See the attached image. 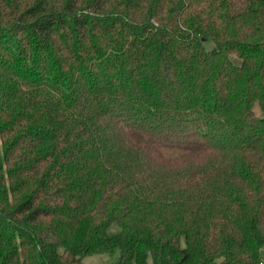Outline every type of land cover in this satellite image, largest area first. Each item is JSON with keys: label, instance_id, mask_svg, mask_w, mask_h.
<instances>
[{"label": "trees", "instance_id": "trees-1", "mask_svg": "<svg viewBox=\"0 0 264 264\" xmlns=\"http://www.w3.org/2000/svg\"><path fill=\"white\" fill-rule=\"evenodd\" d=\"M264 0H0V264H262Z\"/></svg>", "mask_w": 264, "mask_h": 264}, {"label": "rangeland", "instance_id": "rangeland-1", "mask_svg": "<svg viewBox=\"0 0 264 264\" xmlns=\"http://www.w3.org/2000/svg\"><path fill=\"white\" fill-rule=\"evenodd\" d=\"M118 259V253L109 254H94L83 259L84 264H115ZM261 261L264 264V249L261 250Z\"/></svg>", "mask_w": 264, "mask_h": 264}]
</instances>
